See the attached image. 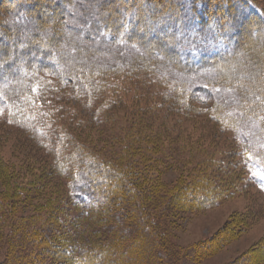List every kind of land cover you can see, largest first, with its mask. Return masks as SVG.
<instances>
[{
  "label": "trees",
  "instance_id": "obj_1",
  "mask_svg": "<svg viewBox=\"0 0 264 264\" xmlns=\"http://www.w3.org/2000/svg\"><path fill=\"white\" fill-rule=\"evenodd\" d=\"M5 1L13 7L0 23V120L26 132L52 159L64 195L91 222L80 249L72 240L67 264H180L178 248L167 241L168 217L222 202V191L208 179L180 188L152 178L159 161L143 158L162 144L151 119L163 108L186 112L212 102L201 112L230 130L242 163L264 191V9L258 0H51L58 23L38 12L27 15L26 0ZM18 56L23 63L15 62ZM33 61L50 66L48 74L33 69ZM130 90L141 92L134 101L146 109L137 123L151 130L149 140L138 133L112 135L117 147L104 155L77 140L71 123L69 129L56 124V115L68 109L56 105L64 98L60 93L73 94L85 112L76 126L87 128L113 125L115 108ZM0 185L9 189L0 192V229H13L2 264L54 259L59 248L50 236L60 208L53 202L46 215L44 209L23 214L30 195L39 197L45 185L25 190L15 176L0 177ZM76 227L67 235L81 238ZM199 250L187 255L201 260Z\"/></svg>",
  "mask_w": 264,
  "mask_h": 264
},
{
  "label": "rangeland",
  "instance_id": "obj_2",
  "mask_svg": "<svg viewBox=\"0 0 264 264\" xmlns=\"http://www.w3.org/2000/svg\"><path fill=\"white\" fill-rule=\"evenodd\" d=\"M26 1L31 4L26 9L27 15L38 12L46 20L58 23L59 14L51 0ZM70 2L74 3L73 0ZM258 2L264 9V0H258ZM12 7V5L8 6L5 0H0V23L1 20L9 18L8 10ZM68 12L66 10V14ZM59 22L64 24L67 20L63 19ZM253 28L255 26H252ZM102 30L105 31V28L102 27ZM123 34L126 35V33ZM126 38L123 35L118 40L124 41ZM3 50L7 51L4 48ZM40 50L38 51L41 52ZM16 58L15 62L18 61L20 64L24 62L23 56ZM30 65L33 69L45 68V74H48L51 68L36 61L31 62ZM22 79L24 75L19 80ZM13 83H15L14 80ZM140 94L138 90H130L129 93L121 96L124 100L120 101L115 108L119 119L113 125L91 124L85 128L86 126L83 125L76 126L77 118H82L85 112L78 102L72 101L73 94L69 91L60 93L59 95L64 98L62 97L61 103L56 105L68 107V109L58 112L56 124L61 127L67 125L69 129L71 123L72 132L77 140L86 142V146L90 149L104 155L112 147H117V143H110L112 135L123 137L129 133L133 135L138 133L142 139L149 140L151 130L158 133L156 139L160 138L162 144H156L155 141L156 147H149V153L143 158L146 162L159 161L157 163L159 172L152 171V178H157L159 182L166 185L177 184L180 188H186V185L193 181L208 179L214 188H219L223 193V200L216 207L190 212L177 211L168 217L170 236L167 241L174 242L175 246H172L178 248L182 256L180 264H264V191L258 187L254 176L242 163L238 142L229 132L230 130H221L207 115H203V111L211 110L212 102L202 105L193 104L192 110L189 109L186 112L175 113L171 108L169 110L167 107L163 108L160 112L154 113L155 118L151 119L153 125L150 130L143 123L141 125L137 123L143 118L140 109H146L140 100L134 101V98L138 99ZM72 115H74L73 118H71ZM1 119L0 162L3 161L1 169L5 171L0 172V177L5 179L15 176L20 180L21 185H24L22 188L25 190L31 185L36 188L45 185L40 188L39 197L34 199V192L30 195L31 200L24 204L27 209L23 214L24 217H31L45 210L46 215L45 208L49 206L48 204L56 203L55 205L60 208V215L57 229L50 239L54 238V245L59 248V253L54 259L41 255L39 262L67 264L71 256L67 251L72 250L71 246L76 244L72 240L78 239L77 248L80 249L79 240H85L90 231L87 226L91 222L85 218V211L70 202L64 195L66 191L54 172L52 159L26 132L5 125L4 117ZM113 127L118 128L112 130ZM119 128L124 130L118 131ZM127 153L132 155L129 149H126L125 154ZM206 164L208 165L205 167ZM7 191L9 192V189L6 186L0 185L1 193L5 194ZM61 206L64 209L61 210ZM116 220H119V216ZM73 223L77 224L75 233L81 234V238L78 234L77 237L76 234L67 235ZM12 230L10 226L0 229V264L4 262V255L10 248ZM47 245L50 246L49 243ZM196 249L203 251L200 255L201 260L196 261L192 255H187Z\"/></svg>",
  "mask_w": 264,
  "mask_h": 264
}]
</instances>
